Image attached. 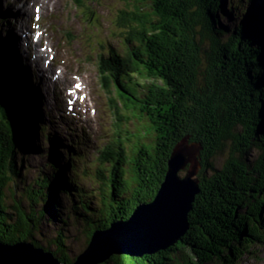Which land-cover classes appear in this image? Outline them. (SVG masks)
Listing matches in <instances>:
<instances>
[{
  "label": "trees",
  "instance_id": "obj_1",
  "mask_svg": "<svg viewBox=\"0 0 264 264\" xmlns=\"http://www.w3.org/2000/svg\"><path fill=\"white\" fill-rule=\"evenodd\" d=\"M128 1L135 10L128 15L135 26L127 27L124 16L118 18V26L126 28V57L110 49L104 67L123 109L148 122L150 137L145 131L148 142H143L134 134L128 155L121 141L116 148L106 145L102 154L115 150L117 155L108 158V175H101L98 210L74 202L70 212L83 223L80 234L88 237V244L95 232L128 220L138 205L155 198L172 149L189 137L200 142L202 150L199 193L188 214V231L156 255L113 256L105 264H235L262 242L259 234H264V3L245 1L249 7L242 10L244 0ZM143 4L149 12L139 11ZM255 6L258 11H253ZM203 58L207 61L202 72ZM3 60L11 63L1 48L0 63ZM2 79L0 73V101L17 124L18 134L7 161L0 154V242L12 244L25 241L27 234L33 239L31 227L38 232L42 222L46 227L65 226V217L71 218L54 211L69 162L50 158L52 171L46 175L38 170L33 185L48 193L38 189L30 196L37 208L24 210L28 221L23 209L4 205L8 175L19 178L17 157L22 167L31 152V138L26 120L22 123L17 113V85L10 81L6 85ZM46 140L51 141L48 135ZM227 141L231 150L223 154ZM253 149L259 151L255 158ZM73 194L84 197L80 190ZM50 228L53 237L46 240L50 242H35V247L61 264H72L74 260L69 263L62 249L65 227Z\"/></svg>",
  "mask_w": 264,
  "mask_h": 264
},
{
  "label": "rangeland",
  "instance_id": "obj_2",
  "mask_svg": "<svg viewBox=\"0 0 264 264\" xmlns=\"http://www.w3.org/2000/svg\"><path fill=\"white\" fill-rule=\"evenodd\" d=\"M53 1L40 0V12L35 17L42 33L40 36L41 44L43 45L45 41L55 51V59L52 66H44L43 60H46V58H42V56L40 58V55L37 58L38 56L36 57L35 54L33 59L30 58L33 64L29 62L28 66L27 57L20 50L16 51V46L21 47V41L23 44L27 41L26 35H24V30H26L25 21L28 18V11H31L30 3H34V0H0V13L2 14L0 18L3 17L6 23L3 30H0V44L5 51L12 55L11 59L14 64L20 69L21 74L29 83L27 84V89L33 92L32 105H35L33 111L35 118L30 116L29 120L25 121L26 131L30 138L32 139L35 136L34 131L37 130L36 120L40 119V108L44 121H49L48 115L52 117V123L45 126L56 133L60 139H62V136H67L68 140V135L71 134L81 135L76 128L83 129L84 136L78 139L77 143H83V140H85L86 145L70 150L71 159H73L77 167L76 172H78L79 176L72 174L69 170L67 172L64 171L63 174L67 176V180L64 183L63 193L61 194L60 191L55 197V199L59 200L54 207L55 213L57 214L58 211L64 217L67 214V217L69 215L71 218L66 219L65 217V226H60V224L49 225L50 227H65L61 229L62 231L63 229L66 230L62 249L68 255L69 263L74 260L72 262L74 264L75 258L81 255L89 244L87 243L88 237L85 234H80L83 223L75 219L76 214L70 212V208L73 207L75 202V205H78L77 207H81L79 203H82V205H86L87 208L93 211L98 210L100 194L98 191L103 186L100 181L101 175H108V168L110 167L107 164V161H110L108 158H113V155H117L115 150L108 151L107 155L102 154L103 145H113L116 148L118 146L117 141H121V145L124 146L125 153L128 155L131 141L134 142V134L140 135V139L143 142H148L144 134L147 131V137H150V132L148 122L145 119L138 114L132 117L128 111L123 109V103L120 96H118L117 88L107 76L105 67L101 66V54H107L110 47L117 49L126 57L127 44L124 39L126 37L124 33L126 28L118 26V18L124 16V22L127 27L135 26V19L131 20L128 16L131 12H135L131 6L132 3L128 0H55L57 7L52 9L49 6H53ZM245 1L247 0H244L241 5L242 10L249 7ZM37 2L38 0H35L36 5ZM145 4L148 5L147 3ZM224 8L227 9L226 6ZM253 9V11H256L257 7L255 6ZM139 11L147 13L149 8L143 4ZM225 20H227L226 17H224V22L227 23ZM134 45L136 46L135 42ZM13 48L14 50L12 51L11 49ZM3 63V61L0 63V73L9 65L8 63L7 65ZM45 67L50 68L51 71ZM59 67L63 68V78L62 81L54 85L55 90L58 91L61 87H67V80L69 82L80 81L82 92L84 93L85 102L74 106L73 112L69 116H67L66 110L63 109L64 103L58 100L57 93L53 94L54 88L52 84H54V81L50 74L52 76L55 74V78L58 79L59 75L56 74V70ZM32 74L40 77L43 83L41 80L35 82L36 84L33 83L32 78H30ZM30 79L32 81L31 84ZM22 95L24 96V93ZM23 96L18 97V100L19 98L22 99L26 105L29 101ZM61 96L63 101L66 102L67 99L64 95L61 94ZM52 104H56L63 112L65 122L58 118V123L56 116L50 113V111H53L51 109ZM19 107L21 109L22 104ZM77 114L79 118H77ZM21 122L23 123L24 120L21 119ZM68 123L71 125L75 124L76 131L67 129L66 126L62 125ZM32 128H34V135H31ZM227 142L228 144H226L223 154L231 150L230 142ZM29 144L28 147H30L31 152L25 156L22 167L20 166L21 160L19 156L17 157L20 171L19 178L17 179L7 174L11 180L9 187L5 190L3 200L4 205L7 207L15 206L17 209H23L25 222L28 221V216L24 210L30 211V209L37 208L33 207L35 203H32L30 196H33L35 190H43L33 185L37 178L38 170L42 169L48 175L54 166L51 165L47 158L58 159L62 153L61 147H57V149L52 148V145L39 147L33 141ZM252 151H254L252 158L259 155L257 149ZM55 152H58L59 155L55 154ZM220 157L222 159V156L219 155L218 158ZM60 164L64 166L63 162ZM199 169L200 164L198 172ZM83 170L86 171V175L81 174ZM183 174L184 172L180 173L181 176ZM14 184L15 188L12 189ZM73 190L78 192L80 190V195L82 196L83 192L84 197L78 199V195H74ZM43 193L45 195L48 192L43 190ZM42 224L43 226L39 227L40 231L38 230V232L31 227L29 232L33 239L29 240L30 235L27 234L24 239L25 243L50 242L46 240H50L51 236L53 237V234H50L51 228L44 226V222ZM259 238L262 242L256 244L250 251L251 253L242 254L235 264H264V234H259ZM113 256L119 257V255ZM126 261L127 263L131 262L130 259ZM105 262L100 264H105Z\"/></svg>",
  "mask_w": 264,
  "mask_h": 264
},
{
  "label": "water",
  "instance_id": "obj_3",
  "mask_svg": "<svg viewBox=\"0 0 264 264\" xmlns=\"http://www.w3.org/2000/svg\"><path fill=\"white\" fill-rule=\"evenodd\" d=\"M206 61L203 58L202 72ZM16 128L12 115L0 101V154L6 161L8 151L12 154L17 144ZM201 150L200 142L182 138L172 149L164 180L152 202L138 205L128 220L113 222L110 228L95 232L74 264H100L113 255L142 258L176 244L189 229L188 214L199 192L196 175ZM0 264L61 263L34 243L0 242Z\"/></svg>",
  "mask_w": 264,
  "mask_h": 264
},
{
  "label": "bare ground",
  "instance_id": "obj_4",
  "mask_svg": "<svg viewBox=\"0 0 264 264\" xmlns=\"http://www.w3.org/2000/svg\"><path fill=\"white\" fill-rule=\"evenodd\" d=\"M108 54L110 53V49H108ZM3 62L5 63V65H7V61L6 60H3ZM3 63V64H4ZM2 75H3V77L5 78V79H7V80H5V79H2L4 82H5V84L6 85H11V83L10 82H13V83H15L16 85H17V88H18V90H16L18 93H19V95H20V97L22 96V94H23V92H21V90H20V82H19V77L18 76H16L14 73H13V71L11 70V67H10V65H7V67L4 69V71L1 73ZM10 81V82H9ZM17 98H18V96H17ZM19 102H18V105L20 106L21 104H22V107H21V109H20V107H17V113H18V116H20V118H22V120H29V115H30V105L31 104H29V102H28V104L26 103V105H25V103H23V101H22V99H20L19 98V100H18ZM79 102V100H76V99H67V104H71V105H73L72 106V109L74 108V106H76L77 105V103ZM16 113V114H17ZM24 116H25V118L26 119H24ZM32 116L35 118V115H33V113H32ZM58 123H59V121H57ZM64 127L66 126L67 127V129H69V127H71V124H62ZM73 127V126H72ZM38 129H40L39 127L37 128V130ZM33 131H34V128H32V132H31V135L33 134ZM25 242V241H24Z\"/></svg>",
  "mask_w": 264,
  "mask_h": 264
}]
</instances>
